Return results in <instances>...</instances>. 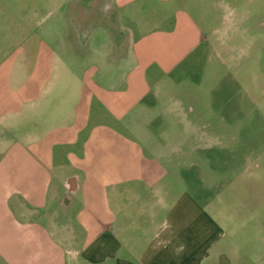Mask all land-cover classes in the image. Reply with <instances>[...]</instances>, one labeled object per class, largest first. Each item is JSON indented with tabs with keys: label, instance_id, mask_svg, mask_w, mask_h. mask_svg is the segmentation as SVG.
Masks as SVG:
<instances>
[{
	"label": "crops",
	"instance_id": "crops-1",
	"mask_svg": "<svg viewBox=\"0 0 264 264\" xmlns=\"http://www.w3.org/2000/svg\"><path fill=\"white\" fill-rule=\"evenodd\" d=\"M135 2L71 0L50 26L0 10V264H264V147L230 185L228 232L204 211L209 153L156 119L181 75L139 36Z\"/></svg>",
	"mask_w": 264,
	"mask_h": 264
},
{
	"label": "rangeland",
	"instance_id": "rangeland-1",
	"mask_svg": "<svg viewBox=\"0 0 264 264\" xmlns=\"http://www.w3.org/2000/svg\"><path fill=\"white\" fill-rule=\"evenodd\" d=\"M70 1L0 0V10L13 15L49 11L50 26L56 24V10L61 15ZM133 6L139 36L164 44L151 48V54L172 65L171 77L181 75L178 82L163 83L156 119L172 126L185 123L187 147L196 137L203 157L209 153V160L201 161L199 181L210 206L204 211L230 232V185L240 189L250 183L243 173L246 158L264 147V0H136ZM192 30L201 42L191 45ZM188 49L196 50L187 56ZM195 51L197 63L186 68ZM181 57L188 58L179 65ZM130 116L121 114V119ZM137 119L147 117L139 113ZM170 132L176 136L178 129ZM260 181L264 185V176ZM236 213L241 220L250 216L238 208Z\"/></svg>",
	"mask_w": 264,
	"mask_h": 264
}]
</instances>
